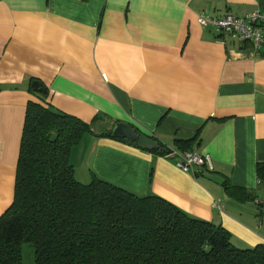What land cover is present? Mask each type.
I'll return each instance as SVG.
<instances>
[{
    "label": "crops",
    "instance_id": "0c3cea01",
    "mask_svg": "<svg viewBox=\"0 0 264 264\" xmlns=\"http://www.w3.org/2000/svg\"><path fill=\"white\" fill-rule=\"evenodd\" d=\"M257 11L264 0H0V216L38 81L47 106L90 124L70 153L80 183L157 197L221 226L238 249L264 245V48L197 24ZM116 123L167 153L99 137ZM190 139L211 170L183 173L167 157Z\"/></svg>",
    "mask_w": 264,
    "mask_h": 264
},
{
    "label": "trees",
    "instance_id": "16d2710c",
    "mask_svg": "<svg viewBox=\"0 0 264 264\" xmlns=\"http://www.w3.org/2000/svg\"><path fill=\"white\" fill-rule=\"evenodd\" d=\"M29 92L34 100L25 108L13 199L0 216V264H23L24 245L33 264H264V245L238 249L221 226L157 197L96 177L80 183L70 153L91 134L90 124L47 106L41 82L32 81ZM99 137L116 140L111 131ZM192 143L175 141L186 152ZM255 173L264 208V163Z\"/></svg>",
    "mask_w": 264,
    "mask_h": 264
},
{
    "label": "built area",
    "instance_id": "2783aa9c",
    "mask_svg": "<svg viewBox=\"0 0 264 264\" xmlns=\"http://www.w3.org/2000/svg\"><path fill=\"white\" fill-rule=\"evenodd\" d=\"M197 24L202 28L212 29L220 35L235 38L240 43H251L255 50L264 48V11L253 12L240 18L232 15L220 18L200 15L197 17ZM167 157L178 158L175 166L183 173L194 174L195 169L202 167L212 169L208 156H200L192 152L180 155L169 152Z\"/></svg>",
    "mask_w": 264,
    "mask_h": 264
},
{
    "label": "water",
    "instance_id": "95a60500",
    "mask_svg": "<svg viewBox=\"0 0 264 264\" xmlns=\"http://www.w3.org/2000/svg\"><path fill=\"white\" fill-rule=\"evenodd\" d=\"M111 135L116 140H125L135 143L136 147L140 150L152 152L160 149L157 141L143 134H139L127 124H114L111 130Z\"/></svg>",
    "mask_w": 264,
    "mask_h": 264
},
{
    "label": "rangeland",
    "instance_id": "374dc122",
    "mask_svg": "<svg viewBox=\"0 0 264 264\" xmlns=\"http://www.w3.org/2000/svg\"><path fill=\"white\" fill-rule=\"evenodd\" d=\"M87 180H81V182H86ZM23 264H33V250L31 246L24 245L23 247Z\"/></svg>",
    "mask_w": 264,
    "mask_h": 264
}]
</instances>
